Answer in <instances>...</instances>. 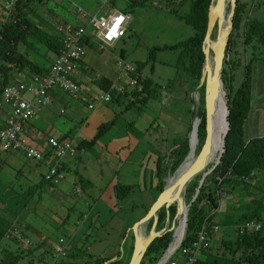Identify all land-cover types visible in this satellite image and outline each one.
Instances as JSON below:
<instances>
[{
	"label": "rangeland",
	"instance_id": "rangeland-1",
	"mask_svg": "<svg viewBox=\"0 0 264 264\" xmlns=\"http://www.w3.org/2000/svg\"><path fill=\"white\" fill-rule=\"evenodd\" d=\"M22 1L26 2L27 6L21 7V16L28 21L29 26L36 32L31 33L29 31L25 37L26 46L19 44V48H27L36 63L47 69L54 52L45 46L44 40L46 37L58 33L57 24L73 26L86 24L89 15H100L108 12L109 8H115L110 4L106 6L103 0ZM138 1L136 4L131 3L128 7L130 19L125 35L116 40L113 45L106 46L102 50H98L93 40H88L89 43H86L88 45L84 47V56L86 55L84 61L87 59L85 63L90 74H93L98 68L105 76L111 77L117 73L120 77L113 83L121 84L124 87L127 86V80L124 75L117 72V61L122 59L133 66L143 63L140 74L150 81L149 89L142 90L144 84L139 82L135 86L136 88L134 87L139 91L137 95L124 94L120 98L122 99L120 102H108L106 106L109 108V114L112 112L113 116L110 117L111 119L105 120L113 121L110 128L119 124L125 126L127 123H131L133 125V122L136 124L147 123L149 131L155 133L152 136V142H155L157 147L165 146L164 150L167 148L168 151L166 149L164 153L169 154L182 141L189 138L192 129V110L194 102H197L194 99L196 85H194L193 79L182 71L179 64H176L179 50L170 47L179 41L188 39L195 33L194 29L181 18L188 11L190 0L177 7V14L171 11L175 0ZM240 1L246 2V5L242 11L239 27L233 31L228 50L230 58L228 67H230V71L232 67L230 83L233 90L244 79V65L250 57L254 55L264 56V41L262 43L253 42L254 48L252 44L246 45L243 42L245 17L249 16L261 20L264 15V0ZM120 2H127V0ZM226 8L228 9V6ZM15 10L13 9V14ZM81 11L85 12L87 17L82 16ZM5 20L8 19H4L0 15V28ZM215 35L216 28L212 34L213 39ZM164 45L166 47L155 50L154 55L149 58L151 47H163ZM260 60L262 59H256L254 64L257 62L256 66H259ZM22 71L16 73L14 79L22 80ZM128 89L132 90L133 88L128 87ZM24 97L27 98L28 95H24ZM64 97L62 103L54 102L52 104L49 116L54 128L61 130L64 135L69 137L66 139L73 140L75 138L80 119L86 121L89 119L91 122L87 126L92 130L97 129L96 132L99 126L105 123V120L96 116L88 118L90 110L78 98H73L66 93ZM142 97L144 98L142 99ZM132 100L133 102H131ZM127 104L129 107H126ZM44 106L37 115L42 114ZM61 107L64 108L63 113L59 112ZM31 120L33 117L28 122ZM218 132V124H216L214 141L217 139ZM82 151L83 149L80 147L79 153ZM89 153L97 156V164L104 167L96 149ZM169 158L171 157L166 159L169 160ZM21 166L22 169L14 170L11 177L7 179L13 188L22 186L26 190L27 187L37 185L40 182L42 170H46L45 166L34 164L32 160L24 156H21ZM29 172L30 174H28ZM98 174L100 173L98 172ZM107 174L103 177L96 175L98 177L95 176L94 180L97 179L95 184L83 188V192L79 194L74 191V188L78 187L72 183L73 173L70 171H65L64 179L57 184L50 185L43 182L41 186L21 194L19 204L13 208L17 214L15 218L11 217V219L14 223L22 225L21 229L25 232V238L31 242V245L28 247L20 246L14 240L4 237L0 240V245H6L7 249H12V252H17L15 254L20 255L17 264H82L84 260L94 259L97 256L114 257L115 254L113 253L116 252H120L121 257L123 256L122 261L125 264L128 260L129 246L133 241L131 228L147 213L159 192L155 187L156 185L146 186L145 189L133 187L127 196L117 197L115 188L117 182L106 183V177L110 178V175ZM175 175L176 173L173 176ZM251 179L253 187L244 192L245 199L250 201L251 206L260 207L258 212L261 213V219L264 221V174L263 177H252ZM6 184L0 179V200L7 198L5 190H3ZM186 192L187 190L185 191V203L188 204L189 198H187ZM91 196H94L100 201V204L102 203L107 209H110L108 214L111 216H108L107 220L104 217V221H101V214L99 217L94 215L89 224V220H85L86 217H83V214L87 213L88 218H91V215L89 209L84 205L83 199L91 202ZM221 198L224 201L227 200L228 208L225 214L229 215L227 217L231 218L230 220H235L244 211L239 209L237 205L238 199L242 196L233 194L230 199L229 196L223 194ZM173 218H171V222ZM83 224L84 226L79 231L78 229ZM239 224V222L233 223L234 226ZM148 228L149 225L144 227L145 233ZM224 228L227 227L221 226L212 234L208 248L203 254L208 251H216V246L219 244L218 239L222 233L225 238L233 237L234 232L230 229L223 232ZM179 231L180 220L176 224V232L172 242L176 241ZM41 241L45 246L41 245ZM47 245L49 247L60 245L64 248L63 252L56 256V261L51 254H48L50 249L46 247ZM22 252H24L23 255Z\"/></svg>",
	"mask_w": 264,
	"mask_h": 264
},
{
	"label": "trees",
	"instance_id": "trees-1",
	"mask_svg": "<svg viewBox=\"0 0 264 264\" xmlns=\"http://www.w3.org/2000/svg\"><path fill=\"white\" fill-rule=\"evenodd\" d=\"M121 0H109L112 7L119 8L123 12H129L128 7L131 3L136 4L138 0H127V2H120ZM129 1V2H128ZM187 0H175L171 11L177 14V7L184 4ZM211 0H190L188 11L181 16L183 21L190 25L195 33L193 36L186 40L179 41L170 47L177 48L179 55L177 63L181 66L183 72L193 79L194 85H197L200 77V71L204 54L202 51V43L207 27V14ZM246 5V2L236 0L234 14L232 18L233 27L228 39V44L225 49V56L222 64L221 81H223V87L225 89V95L228 106V123L229 128L224 139L223 152L221 154L219 162L207 174L197 192L193 197L197 182L200 178V174L196 175L194 179L187 185V198L188 199V210H187V224L185 234L181 242V246L187 245L194 237L196 230L202 221H205L208 227L218 225L219 227L225 226L223 232L230 229L234 232L233 237L225 238L223 233L218 239V245L216 251H208L203 254L199 259L198 264H264V221L261 219V213L258 212L259 206H251L250 201H246L245 191L250 189V184L246 177L251 176L254 170L264 169V138H251L246 141L243 134L244 122L249 114L250 102L252 96L253 86V69L254 62L256 59H264V56L254 55L250 57L244 65L245 74L244 79L238 87L234 90L231 86V71L228 67L230 63L229 58V44L232 40L233 31L239 27L242 11ZM27 3L22 0H16L14 6V14L12 11L11 18L7 21H3L0 28V97L3 87L8 85L14 80V75L23 69L29 70L33 74H42L43 70L39 63L34 62L28 55L27 48H19V44L26 46L25 37L29 31L31 33L36 32L29 26L28 21L21 16V7H26ZM244 43L252 44L253 42L262 43L264 41V15L261 20L255 18L245 17L244 20ZM56 34V33H55ZM28 38V36H27ZM87 43V40H86ZM45 46L57 53L61 47L59 41V34L56 37L48 36L44 40ZM22 45V46H23ZM166 47L153 46L150 48L151 58L154 55L155 50ZM254 48L255 45L252 44ZM143 63H140L137 67V85L139 82L144 84L143 89H149V80L141 76L140 71ZM100 88L103 91L109 90L111 87V81L107 78H99L97 80ZM136 88V87H135ZM133 88L132 90H126L123 93H113V100H119L122 95L134 94L137 95L139 91ZM199 94H195L197 100V113L196 115L201 117V120L196 119L195 130L192 131L191 138L195 143V152L200 149L204 136H205V111H204V87L199 89ZM147 96V94H146ZM145 96V97H146ZM144 97H142L143 99ZM133 102V100L131 101ZM129 107V104L126 105ZM201 121V122H200ZM109 120L99 126V129L95 136L89 141L93 143L96 138L104 132L113 123ZM200 124V125H199ZM197 125L199 126L198 133L196 131ZM84 144L83 141L76 144V148H80ZM48 147V146H47ZM166 150H164L165 152ZM168 151V149H167ZM189 151L188 140L182 141L175 149L171 150V153H164L157 157L156 162V189L160 193L165 185V178L167 174H172L178 165L182 162L184 157ZM46 157H49L50 150L43 152ZM167 156V157H166ZM169 160H166V158ZM32 160V159H31ZM35 161V160H34ZM41 162V161H37ZM62 162L59 163V168H62ZM220 178V181H219ZM78 183L83 187L86 184H91L89 179L84 178L81 175L77 176ZM44 179H40L37 185L27 187L23 193L31 191L32 188L39 187L43 184ZM235 186H239L241 190L242 198H239L237 204L239 209L244 210L239 214L235 220H230L225 212L220 214L217 212L219 206L220 196L217 194L218 190H221L224 194H227V190L233 189ZM133 185L115 184L117 190V197L127 196L133 190ZM85 188V186L83 187ZM207 210H206V209ZM175 205L165 209L162 207L157 212V223L156 229L160 230L165 225L168 228L171 223V218L175 214ZM232 209V208H231ZM224 215V216H223ZM229 216V215H228ZM231 217V216H230ZM168 219V224H166ZM238 219V220H237ZM257 220L261 224V228L251 234H239L237 232V226L233 223L239 222L244 223L247 220ZM152 223V219L149 220L147 225ZM11 224V221L4 215L0 214V239L4 236L6 229ZM239 224V225H240ZM146 225V226H147ZM232 226V227H231ZM231 227V228H230ZM148 228V229H149ZM225 230V231H224ZM178 233V232H177ZM213 232L209 235L212 236ZM231 236V235H230ZM178 237V236H177ZM173 239V230H167L161 235L155 237L153 241L147 247L139 264H156L159 258L164 253L168 244ZM177 239V238H176ZM175 242V241H174ZM173 242V243H174ZM133 248V241L129 246L128 260L130 258ZM19 254H14L9 250L3 251V256L0 258V264H16L19 259ZM116 259L110 260L112 256H97L94 259H86L82 264H123V256L120 257V252L116 253ZM128 260L125 264L128 263ZM165 264H169L166 262Z\"/></svg>",
	"mask_w": 264,
	"mask_h": 264
},
{
	"label": "crops",
	"instance_id": "crops-1",
	"mask_svg": "<svg viewBox=\"0 0 264 264\" xmlns=\"http://www.w3.org/2000/svg\"><path fill=\"white\" fill-rule=\"evenodd\" d=\"M3 2L4 0H0L1 9L3 6ZM1 9H0V15H1ZM56 35L57 33L55 34V37ZM88 40L90 41L92 39H88ZM84 45L86 46L88 44H84ZM55 54L56 53L54 52L53 58ZM28 55L30 56V59L36 62L33 59V55H30L29 52ZM85 56L83 55V58L79 61L77 71L74 75V79L83 87L85 91H89L90 93H98L100 91H103L97 82L99 78H103V77L107 78V80L111 81V83L119 79V75L117 73L116 74L114 73L111 77L105 76L102 74L99 68L95 70L93 74H90L88 72V68L86 67V63H85L87 59L86 61H84ZM263 60L264 59L260 60L261 63L259 64V66H256L257 63L256 62L253 69V74H252L253 86H252L250 109H249V114L245 119L244 129H243V134L246 141L250 140L251 138H262V137L264 138V61ZM45 71L43 70L42 72ZM22 73H23L22 80H27V81L30 80V76L33 74L27 69H23ZM12 81H16V79ZM64 94L65 92L59 89H52L49 92L51 104L44 106V109L42 110V114L40 115L36 114L35 116H33V120L26 122L23 126L22 138L26 141V143L36 146L42 152L48 151L46 140L49 136H53L57 138H65V139L69 138L68 136L64 135L61 130L54 128L51 121V117L49 116L52 104L54 102L62 103V101H64L65 98ZM121 100L122 99L116 101L113 100L111 102L118 103ZM106 104L107 103L98 104L93 109H89L87 107L90 110V112H88V116H89L88 118H90L91 116L92 117L96 116L97 118L102 120L108 119L110 117L112 118L113 116L112 112L111 114H109L110 111L109 108L106 106ZM6 109L8 110L9 107L6 106ZM59 112L63 113L64 108L61 107L59 109ZM6 116H7L6 111L3 112L0 110V125L2 124ZM107 121L108 120H105L104 122ZM90 122L91 121L89 119L87 121L80 119L78 131L75 135V138L71 140L73 144H75V146L76 144H78V142L83 141L84 144L81 146L83 151L79 153V148H76V154L72 157H65L62 162L61 170L63 172L70 171L73 173L72 183L78 187L76 188L79 190L78 193L76 192L77 194L83 192L82 190L84 186L85 188L93 186L95 184V181H97V179L94 180L96 175L103 177L107 173L108 176L110 175V178L106 177L105 182L109 184L116 181L117 183L120 184L133 185L134 187H138V189L139 187L145 189L146 186L152 187L156 184L157 157L163 154L165 146L161 145L160 147H157V144L155 142H152L153 141L152 136L155 133L149 131V128L147 127L148 126L147 123L144 122L142 124L141 123L136 124L133 122V125L131 123H127L125 126H123V124L116 125V127L114 128H112L113 127L112 126L111 127L112 129L108 127L106 130H108L109 128L111 130L110 129L108 131L104 130V132H102L96 138V140L93 141V143H91L89 141L95 136V134L97 133L96 132L97 129L96 130L89 129L87 125ZM94 149L97 150V153L99 154L98 157L100 161L104 163V167H101L97 164V160H98L97 156L89 153L91 150ZM166 149L167 148H165V150ZM21 156H24V154L20 150L3 152L0 154V179L3 182L7 183L6 185H4L5 187L3 188V190H5V194L7 195V198L6 200L4 199L0 200V214L8 218L11 221V224L18 225L20 229L22 228V225L14 223L11 217L15 218L17 214V212H15L13 208L17 204H19V201L21 199V194H23L25 188L22 186L20 188H13L7 182V179L11 177L14 170L22 169ZM32 161L34 164H40L45 166L46 167L45 169L47 170V166H48L47 162L44 161L37 162L34 160ZM46 170H42L43 173L40 174L41 179L43 174L45 173L44 171ZM98 172L100 174H98ZM28 174H30V172ZM263 174H264V169L254 170L251 173V176L246 177L247 181L250 184V189L251 187H253L252 184L253 182L251 181L252 180L251 178L260 177V176L263 177ZM78 175H81L84 178L89 179L91 184H86L82 187L81 184L76 181ZM240 192H241L240 187L235 186L233 189L227 190L226 196H229V198L231 199V196L233 194L239 196L238 194H241ZM91 198H92L91 202L93 203V205L90 201L83 199L84 205L89 209L91 215V218H88L87 213L83 214L84 215L83 217H86L85 220H89L88 221L89 224L94 215H98L97 217H99L100 214H101V221H104V217L105 220H107L108 216H111L110 214H108L110 209H107L104 205H102V203L100 204V201H98L94 196H91ZM226 201H224V199H222L221 197L219 198V206L217 212H219L220 214L224 213L228 208ZM83 226L84 224L78 230L80 231ZM22 232L25 236V232L24 231ZM41 245L45 246L42 241H41ZM46 247L49 249L52 248V246L49 247L48 245ZM5 249L11 252L13 251L12 249H7L6 245H2L0 247V258L3 256V251ZM12 253L15 254L17 252H12ZM116 253L113 254L116 255ZM23 254L24 252H22V255Z\"/></svg>",
	"mask_w": 264,
	"mask_h": 264
},
{
	"label": "built area",
	"instance_id": "built-area-1",
	"mask_svg": "<svg viewBox=\"0 0 264 264\" xmlns=\"http://www.w3.org/2000/svg\"><path fill=\"white\" fill-rule=\"evenodd\" d=\"M15 1L4 0L1 9V15L4 19L11 17ZM103 2L106 6L110 4L109 0H103ZM81 15L87 17L86 13L82 11ZM121 15L125 17V20L118 29V32L123 33V35L118 37L120 39L126 33L130 14L116 7L110 8L108 12L100 15H89L86 24L75 26L57 24L61 47L52 59L49 68L42 74H32L28 81H12L2 89L0 110L6 111L7 116L0 125V154L20 150L28 159L47 162L48 166L43 174V179L50 185L57 184L64 178V172L59 168V163L65 157H72L76 154L75 144L69 139L49 136L46 140V145L51 155L45 158V155L39 148L26 143L22 138L23 126L31 117L40 112L44 105L50 103L49 92L52 89H59L73 98H78L89 109H93L98 104L113 101V93H123L129 90L128 87L134 88L137 85V67L122 59L117 61L116 70L126 77V87L121 84L112 83L109 90L90 93L89 91H85L74 79L78 63L84 55L86 40L92 39L98 50L113 45L118 39L108 41L106 36L109 29L115 23V18ZM24 95H28L29 97L25 98ZM6 106L9 107L8 110ZM74 191L79 192L76 188ZM217 194L221 197L224 193L218 190ZM219 228L218 225H213L210 228L205 221H202L191 241L184 246L180 244L170 255L167 262L169 264H198L203 252L208 248V242L211 237L209 233H214ZM260 228L261 224L259 221L254 219L247 220L237 226V232L239 234H251ZM3 237L14 240L20 246L28 247L31 245V242L25 238L18 225L10 224ZM63 250L62 246L55 245L50 249L48 254H51L55 258L54 261H56V256L62 253ZM44 258H46V255H44Z\"/></svg>",
	"mask_w": 264,
	"mask_h": 264
},
{
	"label": "water",
	"instance_id": "water-1",
	"mask_svg": "<svg viewBox=\"0 0 264 264\" xmlns=\"http://www.w3.org/2000/svg\"><path fill=\"white\" fill-rule=\"evenodd\" d=\"M236 5V0H211L207 14V27L202 43V51L204 54L202 67L200 71L199 81L196 85L195 94L198 93L199 89L204 87V111H205V136L202 145L198 152L194 156L192 154V148L190 144V135L193 131L194 121L200 119L197 116V104L194 102L192 110V129L189 135L188 146L189 151L184 157L182 162L178 165L176 170L171 174H167L165 181L168 177H173L175 173L180 170V173L176 177V180L169 186L165 185L162 191L158 194L156 200L152 203L147 213L136 223H134L131 228L133 233V248L130 255V259L127 264H139L147 247L153 241V239L167 230H173V235L176 232V224L179 218L182 219L181 233L178 242L175 245H171L172 241L168 244L162 256L159 258L156 264H165L170 257V255L177 249L181 244L186 224H187V210L189 203H185V197L181 196V192L185 193L187 185L189 182L198 174L200 178L198 180V185L196 187L193 197L197 194L205 176L209 174L212 169L219 162L221 154L223 152L224 139L227 134L229 123L227 119L228 106L227 99L225 97V91L223 89V82L221 81L222 64L225 56V49L228 44V39L233 27V14ZM228 6V9L226 8ZM216 28L215 38H212L214 29ZM212 54V59L210 56ZM219 88L223 92V112L220 115V148L215 156H212L211 149V135L213 131V120L212 115L215 112V95L218 94ZM195 99V97H194ZM201 122V121H200ZM200 125V124H199ZM199 126L197 125V133ZM187 159L188 162H187ZM214 159V160H213ZM213 160V162H212ZM212 162V163H211ZM182 168V170H181ZM185 195V194H184ZM171 205H175L176 211L170 226L167 228L163 227L160 230L156 229L157 223V212L164 207L168 209ZM152 219L150 228L145 233L144 227L147 225L149 220ZM166 224H168V219H166ZM121 257V254H120ZM116 256L112 257L110 260H115Z\"/></svg>",
	"mask_w": 264,
	"mask_h": 264
},
{
	"label": "bare ground",
	"instance_id": "bare-ground-1",
	"mask_svg": "<svg viewBox=\"0 0 264 264\" xmlns=\"http://www.w3.org/2000/svg\"><path fill=\"white\" fill-rule=\"evenodd\" d=\"M210 59H212V54L210 56ZM218 94L215 95V112L214 114L212 115V120H213V131H212V135H211V149H212V156H215L216 157V154L217 152L219 151V148H220V133H221V125H220V115H222V112H223V92H222V89L219 88V91L217 92ZM195 124H196V120L194 121V127H195ZM216 124H218V136H217V139L216 141H214V136H215V130H216ZM193 127V131L195 130V128ZM192 134V133H191ZM190 144H191V148H192V154L190 155L189 158H191V156H194L195 155V143L193 142L192 138H191V135H190ZM189 159H187V162H188ZM182 170V168H181ZM180 173V170L176 173L175 176L173 177H169L168 179H166V186H169L171 185L175 180H176V177L178 176V174ZM185 193H183V191L181 192V196L183 197V200H184V195ZM180 220V231H181V226H182V219L181 217L179 218ZM144 229V228H143ZM145 231V230H144ZM179 231V235L176 239V241L173 243H171V245H175L178 240H179V237H180V232Z\"/></svg>",
	"mask_w": 264,
	"mask_h": 264
},
{
	"label": "clouds",
	"instance_id": "clouds-1",
	"mask_svg": "<svg viewBox=\"0 0 264 264\" xmlns=\"http://www.w3.org/2000/svg\"><path fill=\"white\" fill-rule=\"evenodd\" d=\"M125 17L123 15L118 16L115 18V23L112 25V27L109 29L106 39L108 41H112L113 39H118L120 35H123L122 32H118V29L122 22H124Z\"/></svg>",
	"mask_w": 264,
	"mask_h": 264
}]
</instances>
